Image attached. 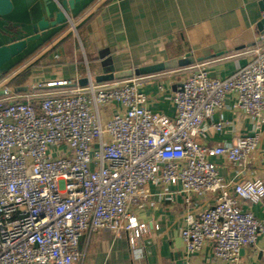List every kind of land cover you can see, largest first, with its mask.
<instances>
[{"label":"built area","instance_id":"1","mask_svg":"<svg viewBox=\"0 0 264 264\" xmlns=\"http://www.w3.org/2000/svg\"><path fill=\"white\" fill-rule=\"evenodd\" d=\"M64 21L77 35L69 12ZM257 40L251 59L224 77L210 76L204 63L190 65L172 94L173 116L147 106L135 77L95 82L88 74L83 85L50 80L43 85L63 87L29 92L3 85L0 264H76L81 235L102 228L124 232L133 257H144L151 227L135 211L149 203L153 186L166 198L184 194L180 236L189 254L209 243L215 258L235 264L241 247L264 239V223L240 205L264 197L263 179L226 181L211 159L223 156L241 173L258 147L264 30ZM229 92L236 95L231 108L250 115L251 131L230 143H200L205 119ZM207 193L215 202L194 210Z\"/></svg>","mask_w":264,"mask_h":264},{"label":"crops","instance_id":"2","mask_svg":"<svg viewBox=\"0 0 264 264\" xmlns=\"http://www.w3.org/2000/svg\"><path fill=\"white\" fill-rule=\"evenodd\" d=\"M11 1L12 10L0 16V44L33 33L32 23L47 17L46 9L53 18L59 6V0ZM263 9L264 0H81L69 11L77 35L63 21L30 41L26 50L38 47L35 56L41 59L29 68L20 84L8 81L12 71L3 74L15 57L9 65L5 64L0 94L3 85L27 92L54 90L63 86L43 84L58 79L79 84V79L88 74L95 82H102L114 79L113 71L131 69V75L126 77L138 79L140 90L147 96V106L173 116L172 94L181 88L191 71L190 65H175V59L189 53L194 58L191 65L204 63L210 76L228 75L249 61L252 49L259 44L257 34L264 30ZM39 84L42 86L38 88ZM235 100V93H227L224 105L205 119V133L197 137L200 143H230L251 131L250 115L231 108ZM113 108L114 105L108 106L104 111L107 114ZM262 117L258 147L241 173L223 156L211 158L224 180L264 181V109ZM214 121H220L222 127L216 129ZM157 190L151 187L149 203L135 211L137 218L151 227L143 238L147 249L144 257H133L124 232L115 235L102 228L81 235L82 256L76 264H232L215 258L209 243L187 253L180 236L186 210L184 194L166 198L159 196ZM214 202L215 195L207 193L193 209L197 211ZM240 205L264 223V197L257 202L241 199ZM263 240L259 236L255 243L241 247L235 264H264Z\"/></svg>","mask_w":264,"mask_h":264},{"label":"water","instance_id":"3","mask_svg":"<svg viewBox=\"0 0 264 264\" xmlns=\"http://www.w3.org/2000/svg\"><path fill=\"white\" fill-rule=\"evenodd\" d=\"M81 0H59L58 9L54 13V17L50 18L49 10L46 9V16L41 17L35 23H32L33 33L26 35L23 38L12 40L6 44H0V76L4 71V66L14 57L22 53L28 46V43L32 40L38 39L41 34L50 27L56 24L62 23L65 20V14L73 9L75 2ZM11 0H0V16L7 15L12 10ZM194 63V58L185 53L183 56L175 59V65L180 67L189 66ZM112 71V68H110ZM131 69H123L119 71H113L111 74L115 78H121L131 75ZM86 77L79 79L80 85L85 84Z\"/></svg>","mask_w":264,"mask_h":264},{"label":"rangeland","instance_id":"4","mask_svg":"<svg viewBox=\"0 0 264 264\" xmlns=\"http://www.w3.org/2000/svg\"><path fill=\"white\" fill-rule=\"evenodd\" d=\"M37 47L32 48V50L30 52H27L28 50H24L20 55L16 56L12 63L9 67L7 68H11L9 70L12 71L10 73V76H9V82L11 84H15V80L14 82H12V79L15 78L16 75H18L20 72H23V71H28L30 67H32V65H35L36 63H38V61L41 59L40 57L41 56H35V52H37ZM38 57V58H37ZM9 65V64H7ZM14 70V71H13ZM17 80V79H16ZM8 82V83H9Z\"/></svg>","mask_w":264,"mask_h":264},{"label":"trees","instance_id":"5","mask_svg":"<svg viewBox=\"0 0 264 264\" xmlns=\"http://www.w3.org/2000/svg\"><path fill=\"white\" fill-rule=\"evenodd\" d=\"M33 48L35 49V47H33ZM37 48H38V47H37ZM26 49H27V48H26ZM26 49H25V50H26ZM31 50H32V48L29 49L27 52H30ZM20 54H21V53H20ZM20 54H19V55H20ZM17 56H18V55H17ZM11 68H12V67H11ZM11 68H7V69H5V71H4L3 74L8 73L9 70H10ZM27 74H28L27 71L20 72L18 75L15 76L14 79H12V82H14V80H15V83H16V84H20L23 80H25ZM16 79H17V80H16Z\"/></svg>","mask_w":264,"mask_h":264}]
</instances>
